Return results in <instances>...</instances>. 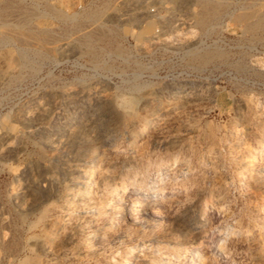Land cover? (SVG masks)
<instances>
[{"label":"rangeland","instance_id":"374dc122","mask_svg":"<svg viewBox=\"0 0 264 264\" xmlns=\"http://www.w3.org/2000/svg\"><path fill=\"white\" fill-rule=\"evenodd\" d=\"M215 1L213 19L209 0H0V264H48L40 243L58 253L54 264H98L129 250L148 264H182L204 247L216 264H252L243 234L261 226L264 235V187L250 185L230 154L264 160V0ZM198 44L221 59L198 68L184 55ZM171 94L190 102L170 107ZM151 112L159 119L141 129ZM63 127L80 137L66 141ZM104 148L120 160L101 166L129 174L126 191L149 194L160 174L151 198L162 213L136 212L133 224L118 203L103 202L85 229L108 227L116 238L90 237L85 254L59 239L66 210L52 179Z\"/></svg>","mask_w":264,"mask_h":264},{"label":"bare ground","instance_id":"6f19581e","mask_svg":"<svg viewBox=\"0 0 264 264\" xmlns=\"http://www.w3.org/2000/svg\"><path fill=\"white\" fill-rule=\"evenodd\" d=\"M209 2H210V14H211V17L214 19L216 17V1L215 0H209ZM71 18H73V16L69 15V19H71ZM209 24H208V28H209ZM86 37H89V36H85L84 38H86ZM87 40L88 39L86 38V41ZM200 46H202V44L190 46V47H188V48H186L184 50L185 57H187L189 62L191 61V63H194L197 67L199 66L198 68H200V66H202L201 68H203V66H206L210 62L221 59L222 54H221L220 50H217V49L207 50V48H202V50H201L202 52L200 53L199 51H197V48L200 47ZM24 54H25V52H24ZM142 86H146V85H143L141 83L140 84H136V85H134L132 87V89L133 90H138ZM170 98L172 99V100H170L171 101V103L169 104L170 107H174L177 104L178 101L185 102V103L190 102L188 96H182V95H178V94H171ZM43 109L44 108L42 107L41 110H43ZM38 111H39V108H38ZM149 115L150 116L144 120V125L141 127V129H143L146 124L149 125V124L156 123L157 119H159L158 118V115H159L158 113L151 112V113H149ZM83 126L85 127L84 124H83ZM141 129H139V133H140ZM78 132H79V130L74 131V130H72L69 127H63L61 129V132H60L59 136H63L66 141H71V140L75 139L76 137H78V138L80 137ZM262 143H264V137L262 138ZM110 151L111 150H109V148H104L98 154L83 155L80 158V160L82 161L81 166H75V167H72V168H65L63 166H59L58 171H59V173L61 175V179L60 180H58L56 178L52 179V183H53V186H54V189H55L54 195L57 197V199H61L63 201L62 205H63V207H65V210H66V212L64 214V217L62 218L60 216L61 219H59L58 221L56 220V222H58L57 223L58 225H57L56 228L58 230L62 228L61 229L62 232H61V234L59 236V239L61 241L63 240V241H67V242L68 241L69 242L70 241H75L76 242V250H77V252H82V253H85V254L87 253V248H86L87 245H86V243H87V241L89 240L90 237H97L98 238V237H101L105 233H108L111 236L114 234V232L112 231L113 229L111 230V228H108V227H104L102 229H98L97 228V229H95L93 231L92 234L88 233L89 231L87 232L86 229H85L87 223L91 219L93 220V219L99 218V216H100V214L102 212L101 204L103 202L112 200V201L118 203V205H120V207H121V212L119 214L127 222H132L133 220H135L134 216L136 215L135 214L136 212H141V213L145 214L146 216H149V218L153 217V219H154L155 216L159 215L157 213L161 212V210H159V212H158V210H157V208H155V206L153 207L154 202H152V198H151L152 196L155 197V195H156V193L153 192V190H154L153 188H155L154 187L155 183L157 182L158 176L160 174H156L155 176H153L152 178H150L147 181L148 188H149V191H150L149 194L144 193V192H140V191L138 192L136 187L132 188L131 191H126V189H125V180L128 178L129 174L127 175L126 173H123V172L121 173L118 170H107L105 167L101 166L102 163L104 162V160H113V161L120 160V157H119L117 151H114V150L111 151V152H113L112 155H110ZM230 155H231V159L233 160L235 165L238 167V169L247 174V176L250 179V185L256 184V186L257 185L258 186L261 185L262 187H264V160L261 161V162H259V160H257L258 162L256 163L255 160H254V155H253V151L252 150H240V151L236 150V151H232ZM55 161L57 162V160H55ZM212 161H210V162H212ZM214 165H216V164H214ZM41 171L43 173H46L48 171L47 166L46 165L40 166V172ZM168 172H170V171H168ZM170 173H172V172H170ZM179 174H183L184 175V173H179ZM223 175H224V173H223ZM162 176H163V174H162ZM75 177H79L80 180H76ZM171 178H173V177H171ZM178 178H175V179L178 180ZM140 179L143 180L145 178L142 177ZM168 179H170V178H168ZM64 181H66V182H64ZM95 181H97V185L95 186V188L92 189L91 187L94 185ZM168 181L170 182V180H168ZM145 182H146V180H145ZM229 184H231V183H229ZM222 187H223L222 184L219 185L218 186V188H219L218 191ZM245 188L246 187H244V189ZM173 190H175V188ZM135 194H138L139 197L138 196L134 197ZM26 200H27V198H26ZM171 211H173V210H171ZM115 216H117V215H115ZM159 216L161 217V215H159ZM138 219H136V221ZM260 219H261L260 223L263 224L264 223V213L260 216ZM134 222H132V223L135 224L136 222L135 223ZM138 224H139V226L141 225V227H144L146 225V224L144 225L142 223L143 224V226H142V224L139 223V222H138ZM157 224H159V223H157ZM177 224H178V222H177ZM119 225H121V224H119ZM151 226H149V227H151ZM154 226L156 227V225H154ZM63 228H66V229H63ZM259 228H261V226H258L257 228H255V230L251 229L247 233L244 232V234H243V238L245 237L251 242L249 249H250V256H251L252 264H264V235H263V233L260 232ZM120 233H121V231H119V234ZM209 233H210V231H209ZM225 234H230L231 235V234H237V232L235 230L231 229V228H227V229H225ZM116 235L114 234L113 236L115 237ZM102 238H103V236H102ZM201 239H203V238H201ZM218 240H219V238H218ZM224 240L222 239V241H224ZM57 241H58V239H57ZM128 241H130V240H128ZM205 242L207 243V241H205ZM235 242H236V240H235ZM162 243H164V242H162ZM213 244L215 245L216 243H213ZM157 245L159 246V244L156 243V246ZM133 246H135V245H133ZM160 246H161V243H160ZM205 246H208V245H205ZM141 247H143V246L141 245ZM153 247H155V246L153 245ZM139 249H141V248H139ZM203 249L204 250L201 251V252H198V250L194 249L192 251L191 258L189 259V261L188 262H184L182 264H195V263H197V264H216L215 260H213L214 259L212 257L213 255H211V252L212 251L214 252V250H210L209 247H204ZM39 251L45 256V260H46V262L48 264H54V263L57 262L56 260L58 259V253L55 250L52 249L51 245L40 243L39 244ZM214 256L217 257V255H214ZM75 257H77V256L76 255H72V256H70V259H75ZM221 261H223V260H220V262ZM229 261H231V260H229ZM21 263H23V262L20 261L17 264H21ZM115 263H119V264H148L149 262H148V260L145 258V256L141 252L139 253L136 250H129L124 256H120V255L113 256L112 259L106 260L103 263L100 262L98 264H115ZM174 264H180V263H178V262L175 263L174 262Z\"/></svg>","mask_w":264,"mask_h":264},{"label":"built area","instance_id":"2783aa9c","mask_svg":"<svg viewBox=\"0 0 264 264\" xmlns=\"http://www.w3.org/2000/svg\"><path fill=\"white\" fill-rule=\"evenodd\" d=\"M147 11L153 19H156L158 22H163L164 15L160 14L159 11L155 9V7L151 6ZM178 23L182 24V27H186V33L184 37L193 35V30L189 27V22H186L185 20L181 21V19H179ZM156 32H158L157 28L155 29V33Z\"/></svg>","mask_w":264,"mask_h":264}]
</instances>
